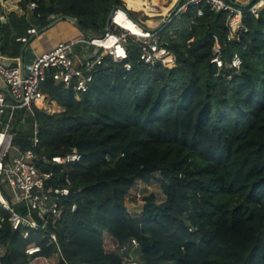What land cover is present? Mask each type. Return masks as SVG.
Listing matches in <instances>:
<instances>
[{"label": "trees", "instance_id": "obj_1", "mask_svg": "<svg viewBox=\"0 0 264 264\" xmlns=\"http://www.w3.org/2000/svg\"><path fill=\"white\" fill-rule=\"evenodd\" d=\"M123 1L141 14L176 3ZM123 1L21 0L23 10L32 3L37 8L31 18L11 13L0 19V50L19 57L17 39L50 25L51 15L74 17L80 31L100 33ZM202 8L203 18L192 7L169 26L177 68L139 65L135 51L132 72L100 71L81 100L73 89L47 80L44 92L64 113L35 110L28 120L39 123L40 153L83 154L68 169L81 192L65 202L54 228L62 256L47 235L33 232L26 239L13 231L4 213L2 264H123L119 249L131 239L140 243L134 254L139 264H264V8L258 18L243 8L248 33L233 42L227 41L230 15ZM213 35L226 58L243 57L232 81L210 63ZM24 114L17 113L13 131ZM31 135L18 134L23 150ZM138 182L160 185L165 202L154 195L142 202L128 197ZM30 247L40 252L28 255Z\"/></svg>", "mask_w": 264, "mask_h": 264}, {"label": "built area", "instance_id": "obj_2", "mask_svg": "<svg viewBox=\"0 0 264 264\" xmlns=\"http://www.w3.org/2000/svg\"><path fill=\"white\" fill-rule=\"evenodd\" d=\"M262 2L255 6H242L240 0H182L168 13L167 20L154 27L147 24L149 16L137 19L126 6H118L111 10L103 34L91 36L80 31L77 36L37 55L30 63L24 61L23 55L8 58L0 50V229L5 219L3 214L7 213L13 231H23L26 239L33 232L47 235L52 243L58 245V256H62L54 228L63 219L65 202L73 194L81 192V189L74 190L68 169L80 164L84 156L77 149L54 156L40 153V126L37 121L31 124L32 135L26 150L19 148L17 131L12 130L18 111L24 110L30 115H34L35 110L47 113L49 105L56 103L44 92L48 79L57 86L73 89L77 100H81L83 94L90 92L100 71L110 73L121 68L125 73L132 72L135 68L131 62L132 52L137 51L139 65L177 68V57L170 49L174 32L170 31L167 38L163 33L181 14L196 7L197 18H203L202 5L216 14L228 13L230 33L227 41H240L248 33L243 22V8L249 7L248 11L258 18ZM36 8V3L29 6L31 12ZM0 19L5 20L6 17L1 15ZM56 19V15L48 17L49 21ZM38 34L39 29L33 27L17 42L28 46ZM213 39L210 63L217 69L218 76L232 81L243 67V57L235 53L226 58V49L220 38L213 35ZM170 57H173V63L167 61ZM25 120L22 118L20 123ZM76 209L77 205L73 204V211ZM139 248L140 243L136 239L124 244L119 249L123 264H139L134 256ZM38 252V247L27 250L28 255ZM4 254L5 249L0 245V264Z\"/></svg>", "mask_w": 264, "mask_h": 264}, {"label": "rangeland", "instance_id": "obj_3", "mask_svg": "<svg viewBox=\"0 0 264 264\" xmlns=\"http://www.w3.org/2000/svg\"><path fill=\"white\" fill-rule=\"evenodd\" d=\"M166 1H167V3H171L172 0H166ZM20 2H21V0H8V1H6V0L1 1L0 0L1 6L3 7L2 15H4L5 17H8L10 13H16L18 16L21 17L23 14H27V17L31 18V13L32 12L30 10L29 11L23 10L22 7H21ZM181 2H182V0H178L177 4H179ZM123 3H124V6H126L124 1H123ZM142 4L144 5L143 2H142ZM145 7H146V5H145ZM172 10L173 9H171V11ZM134 13H135L134 16L137 19L138 18L146 19V17H144V15H141V12H134ZM168 13L169 12H167V13L164 12V10L161 9L159 6L152 7L150 9V11L146 7V14L149 15V18L147 17V24L148 25H152V26H156L157 24H161L163 20H167L168 19L167 18L168 17L167 16ZM67 24H69L72 27L78 29L77 25H74V23H72L70 21H63V22H60L57 25H55L54 26L55 29L52 30V31L55 32V31H57V29H60L61 26L67 25ZM170 31H173L172 27H169L167 29V31L163 33V37L167 38L168 33ZM103 32L104 31H101L100 33L93 34L91 36H99V35L103 34ZM45 33H47V31L40 33V35L42 37H44ZM59 40L60 39L56 35L52 34V37H51V43L52 44H55ZM18 112H20V111H18ZM62 113H64V110L60 106H58V104L54 103V104H50L49 105V109L47 111V114L56 115V114H62ZM16 116H17V114H16ZM29 116H30V113H25L24 114V116L22 118H26V120H25L24 123H19V125L17 126V134L23 135L24 133H27V132L31 131V129H32L31 123H33V121L28 120V118H30ZM18 145H19V148L23 149L22 143H20ZM12 155L14 156L15 152H13ZM151 195H154L156 197L157 202L159 204L165 202V200H166V198H165V196H164V194H163V192L161 190L160 185L155 184V183H153L151 185H145L142 182H138L136 184V186L131 190V192H130L128 197L134 199L136 202H142L146 197H149Z\"/></svg>", "mask_w": 264, "mask_h": 264}, {"label": "crops", "instance_id": "obj_4", "mask_svg": "<svg viewBox=\"0 0 264 264\" xmlns=\"http://www.w3.org/2000/svg\"><path fill=\"white\" fill-rule=\"evenodd\" d=\"M251 2H252L251 0H240V3L242 6H248L251 4ZM143 3H145V1H143ZM262 3H264V0ZM263 8L264 7H260V9H263ZM24 15L25 14H23L22 16ZM54 29L55 27L48 30L47 33H45L44 37L40 35V30H39V34L31 40L30 44L28 46H23V53L21 55H23L24 61L26 63H30L37 55L51 50L59 42L69 40L77 36L80 32L79 29H76L69 24L61 26L60 29H57V31L55 32L52 31ZM52 34L56 35L60 39L55 44L51 43ZM4 55L7 56L8 58H14L6 54Z\"/></svg>", "mask_w": 264, "mask_h": 264}, {"label": "water", "instance_id": "obj_5", "mask_svg": "<svg viewBox=\"0 0 264 264\" xmlns=\"http://www.w3.org/2000/svg\"><path fill=\"white\" fill-rule=\"evenodd\" d=\"M1 1H4V0H1ZM253 4L254 3H251L249 6H252ZM0 6H1V3H0ZM63 21H70V22L74 23V25L78 24V20L76 18L70 17V16H63V17H59L56 20H54L50 25H48L47 27L42 29L40 31V33L46 32V31L52 29L55 25H57L58 23L63 22Z\"/></svg>", "mask_w": 264, "mask_h": 264}, {"label": "bare ground", "instance_id": "obj_6", "mask_svg": "<svg viewBox=\"0 0 264 264\" xmlns=\"http://www.w3.org/2000/svg\"><path fill=\"white\" fill-rule=\"evenodd\" d=\"M143 1H145V0H143ZM177 3H178V0H176V3L174 4V6H175ZM174 6H173V7H174ZM172 9H173V8H172ZM163 10H164V12H166V13L171 11V9H170V10L163 9ZM159 14H160V13H159ZM141 15H146V14H145V12L143 11V13H142ZM147 16H149V15H147ZM149 26L154 27V26H152V25H149ZM54 110H55V109H54Z\"/></svg>", "mask_w": 264, "mask_h": 264}]
</instances>
